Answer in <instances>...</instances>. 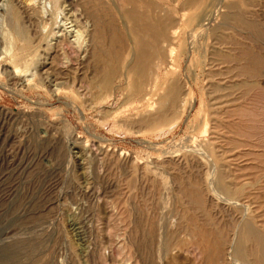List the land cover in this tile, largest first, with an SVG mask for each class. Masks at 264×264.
Instances as JSON below:
<instances>
[{
	"label": "rangeland",
	"instance_id": "374dc122",
	"mask_svg": "<svg viewBox=\"0 0 264 264\" xmlns=\"http://www.w3.org/2000/svg\"><path fill=\"white\" fill-rule=\"evenodd\" d=\"M65 1L0 0V264H256L249 237L241 261L229 246L245 221L264 238V71L216 80L202 49L218 15L183 10L185 0H149L154 14L164 9L180 21L167 33L172 47H156L163 58L154 50L147 60L126 56V77L92 89L80 59L92 27L75 25L77 6ZM250 1L242 8L255 9L264 28V0ZM73 29L82 46L62 43L52 53L58 35ZM140 72L142 92L131 80ZM245 79L255 85L231 89ZM176 82L178 103L167 111L157 99ZM213 84L226 87L221 99ZM220 174L222 185L209 186Z\"/></svg>",
	"mask_w": 264,
	"mask_h": 264
},
{
	"label": "bare ground",
	"instance_id": "6f19581e",
	"mask_svg": "<svg viewBox=\"0 0 264 264\" xmlns=\"http://www.w3.org/2000/svg\"><path fill=\"white\" fill-rule=\"evenodd\" d=\"M55 1V0H54ZM67 1V0H66ZM65 1V3H66ZM157 1V0H156ZM163 1V0H161ZM165 1V0H164ZM179 1V0H177ZM218 1V0H217ZM227 1V0H226ZM260 1V0H259ZM49 2V1H48ZM51 2V1H50ZM69 2V0H68ZM119 2V1H118ZM158 2V1H157ZM156 2V4H158ZM169 2V1H167ZM54 3V2H53ZM74 4L77 6V9L75 11H72L73 14L70 16L73 17L72 21L76 25L77 22H80V20L85 19L87 23H89L92 27V42L90 49L85 50V52L82 53V62L85 63L87 67H89V72L92 73L94 80L91 82H88V86H91L92 89L95 87L97 88H107L113 83V78L116 77H126V74L119 72L120 67L126 65V56L129 55H140L144 59L149 58L150 54L155 51L156 47L159 44H162L160 47H172V44L175 40L172 41L168 38L169 35L167 33L171 30L175 29V26H177V18L176 15L172 16L168 13H165L164 9H160L161 12H164L163 16L154 14L157 8L152 2L149 0H122L123 8H119L120 4L117 6L112 0H70V4ZM165 3V2H164ZM223 3V4H222ZM253 3V2H252ZM171 4V2H169ZM245 4L246 6L251 4L250 0H228L227 2H224L223 0H220L219 3L216 2V0H185L183 2V10H194L196 9L199 14H207V13H215V15H218L216 20L212 22H209L208 28L204 26L205 31V38L204 39V47L203 52L205 54L206 60L209 62L211 61L218 69L216 71L212 72V76L221 82V80L229 79L233 80V78L237 76H240V74H245L255 76L257 77L258 73H261V71H264V50L261 48L260 51H253L252 48H248L246 46L247 44H252L254 46H258L259 48L264 46V28L262 27V22L257 18V12L251 11L247 8H242L241 5ZM55 5V4H54ZM66 5V4H65ZM129 6L128 8L126 7ZM162 5V4H161ZM159 5V6H161ZM181 5V4H180ZM179 5V6H180ZM259 5V4H258ZM165 6V5H164ZM172 6V4H171ZM58 7V6H57ZM56 7V8H57ZM166 7V6H165ZM173 7V6H172ZM52 8V7H50ZM75 8V7H74ZM127 8V9H126ZM169 9V7H167ZM70 9V8H69ZM181 9V8H180ZM178 9V10H180ZM261 9V8H260ZM52 10V9H51ZM58 10V9H56ZM71 10V9H70ZM69 10V11H70ZM259 10V9H258ZM257 10V11H258ZM53 11V10H52ZM168 11V10H166ZM181 11V10H180ZM45 12V11H44ZM80 12V13H79ZM172 12V11H171ZM187 12V11H186ZM193 12V11H192ZM260 12V11H259ZM262 12V11H261ZM170 13V9H169ZM263 13V12H262ZM54 14V11L53 13ZM57 14V13H56ZM260 14V13H259ZM51 15V14H50ZM111 17V20L107 21L106 17ZM179 16V13L177 14ZM214 15V16H215ZM177 16V17H178ZM184 16V15H183ZM213 16V17H214ZM126 18L129 19V23H126ZM210 18V17H209ZM212 18V17H211ZM184 19V18H183ZM189 19V18H188ZM199 19V18H198ZM191 20V18H190ZM262 20V19H261ZM212 21V20H211ZM57 22V21H56ZM180 22V21H178ZM202 22V21H201ZM58 23V22H57ZM189 23V22H188ZM16 24V23H15ZM71 24V23H70ZM88 24V25H89ZM198 24V23H197ZM200 24V23H199ZM198 24V25H199ZM207 25V24H206ZM66 26V25H65ZM72 26V25H71ZM90 27V26H89ZM178 27V26H177ZM199 27V26H197ZM196 27V28H197ZM201 27V26H200ZM199 27V28H200ZM203 27V26H202ZM201 27V29H202ZM61 28V27H60ZM69 28V27H68ZM72 28V27H71ZM88 28V27H87ZM195 28V30H197ZM78 29V28H77ZM86 29V28H85ZM89 29V28H88ZM128 31H127V30ZM193 29V28H192ZM190 29L189 32L192 30ZM127 31V35H126ZM203 31V29H202ZM63 32V31H62ZM58 35V37L55 39L56 43L54 44L52 53H56L57 46L62 43H68L69 45L72 43H75L78 46L77 41L80 36V32L78 33V30H67L66 32ZM178 32V31H177ZM187 32V34L189 33ZM193 32L194 29H193ZM201 32V31H200ZM199 32V34H200ZM192 33V31H191ZM190 33V34H191ZM196 35H193L191 37L192 41L189 42L192 43L195 41L198 37V32H196ZM17 34V33H16ZM186 35V33H184ZM194 34V33H192ZM90 35V34H89ZM174 35V34H173ZM172 35V36H173ZM170 36V38L172 37ZM175 37V36H174ZM189 37V38H190ZM204 37V36H203ZM74 39L71 41V39ZM186 38V36H185ZM129 39V40H128ZM187 41V40H186ZM200 41V40H199ZM132 42H138L142 46V50L140 52H136V50L133 49ZM176 43V42H175ZM174 43V44H175ZM80 44V43H79ZM193 44V43H192ZM203 45V44H202ZM82 46V45H81ZM80 46V47H81ZM138 46V45H137ZM194 46V45H193ZM51 47V46H50ZM63 47V44L62 46ZM71 47V46H70ZM176 47V46H175ZM64 48V47H63ZM62 48V49H63ZM69 48V47H67ZM66 48V51H67ZM87 48V47H86ZM161 48V49H162ZM189 48V47H188ZM194 48V47H193ZM200 48V47H199ZM257 48V47H256ZM51 49V48H50ZM60 49V47H58ZM72 49V48H71ZM141 49V47L139 48ZM175 49V48H174ZM64 50V49H63ZM69 50V49H68ZM138 50V49H137ZM159 50V49H158ZM191 50V49H190ZM193 50V49H192ZM76 51V48H75ZM82 52L80 49L78 50ZM157 51V50H156ZM155 51V52H156ZM172 51V50H171ZM63 52V51H62ZM70 52V51H69ZM67 51V55L69 53ZM158 52V51H157ZM156 52V55H157ZM166 52V51H165ZM197 52V51H196ZM51 53V52H50ZM65 55V52H63ZM169 53V52H168ZM161 55L162 53L159 52ZM158 54V55H159ZM166 54V53H165ZM152 55V54H151ZM157 55V56H158ZM163 55V54H162ZM161 55V57H162ZM54 56V55H53ZM69 56V55H68ZM67 56V57H68ZM71 56V55H70ZM76 56V55H75ZM155 56V55H154ZM189 56V54H188ZM81 57V55H79ZM153 57V56H152ZM164 57V56H163ZM162 57V58H163ZM63 58V57H62ZM137 57H135L136 59ZM53 59V57L51 58ZM55 59V57H54ZM138 59V58H137ZM204 59V58H202ZM69 60V59H68ZM160 60V57H159ZM165 60V59H164ZM191 60V59H190ZM136 61V60H135ZM139 61V60H138ZM150 61V60H149ZM157 61V60H156ZM155 61V62H156ZM198 61V60H197ZM62 62V61H61ZM78 62V61H77ZM133 62V61H132ZM147 62V61H146ZM206 62V61H205ZM68 63V62H67ZM134 63V62H133ZM136 63V62H135ZM211 63V64H212ZM156 64V63H155ZM148 65V64H147ZM207 65V64H206ZM210 65V64H209ZM83 66V65H82ZM155 66V65H154ZM153 66V67H154ZM191 66V65H190ZM84 67V66H83ZM82 67V68H83ZM86 67V68H87ZM59 68V67H57ZM77 68V67H76ZM211 68V67H210ZM148 69V68H147ZM156 69V68H154ZM195 69V68H194ZM71 70V69H70ZM133 70V69H132ZM123 71V70H122ZM144 71V70H143ZM146 71V70H145ZM151 71V70H150ZM193 71V70H192ZM154 72V71H152ZM195 72V71H194ZM64 73V72H63ZM118 73V75H117ZM141 73V74H140ZM137 74V76L134 78L131 76V80L135 83L134 87L135 89L142 88L143 80L146 77V73L140 72ZM60 74V71H59ZM73 74V73H72ZM140 74V75H139ZM209 74V71H208ZM67 75V74H66ZM69 75V74H68ZM87 75V74H86ZM139 75V76H138ZM261 75V74H260ZM259 75V76H260ZM264 75V73H263ZM258 76V77H259ZM204 77V76H203ZM208 77V75H207ZM212 77V79H213ZM71 78V77H70ZM81 79V78H80ZM79 80V79H78ZM117 81V80H116ZM125 81V80H124ZM122 81V82H124ZM145 81V80H144ZM227 81V80H226ZM236 81V80H235ZM78 82V81H77ZM151 82V81H150ZM179 82V81H178ZM223 82V81H222ZM228 82V81H227ZM82 83V82H81ZM118 83V82H117ZM134 83H132L134 85ZM229 83V82H228ZM119 84V83H118ZM148 84V83H147ZM208 84V83H207ZM246 84H252L255 85L251 80L245 79L242 82L234 83L231 82V89L233 91H236L239 89L240 86L246 85ZM126 85V84H125ZM150 85V84H149ZM155 85V84H154ZM148 86V85H147ZM159 86V85H158ZM157 86V87H158ZM163 86V84H162ZM116 87V86H115ZM144 87H146L144 85ZM156 87V86H155ZM154 87V88H155ZM156 87V88H157ZM211 87V94H220L218 96L219 99H221L222 92L225 90V86H221L216 84H213ZM155 88V89H156ZM162 88V87H161ZM228 88V87H227ZM142 92V89H140ZM165 90V89H164ZM161 91V90H160ZM180 86L176 82L171 86L166 87V98H159L157 101L159 104H162L164 107H166L167 111H173L175 106L178 103V96H179ZM241 91V90H240ZM247 91V90H246ZM136 92V91H135ZM148 92V91H146ZM145 92V93H146ZM226 92V91H225ZM137 93V92H136ZM232 93V92H231ZM235 93V92H234ZM238 93V92H237ZM242 93V92H241ZM253 93V92H252ZM144 94V92L142 93ZM152 94V93H151ZM161 94V93H160ZM246 94V93H245ZM254 94V93H253ZM252 94V95H253ZM135 94H133L134 96ZM255 95V94H254ZM142 96V95H141ZM230 96V95H229ZM147 97V96H146ZM238 97V96H237ZM246 97V96H245ZM235 98V97H234ZM152 99V98H151ZM156 99V98H155ZM233 99V98H232ZM231 99V100H232ZM243 99V98H242ZM149 100V99H148ZM184 100V99H183ZM140 101V100H139ZM150 101V100H149ZM148 101V103H149ZM152 101V100H151ZM247 101V100H246ZM141 102V101H140ZM224 102V101H222ZM184 103V101L182 102ZM152 104V103H151ZM158 105V104H157ZM153 106V105H152ZM227 107V105H226ZM236 107V106H235ZM163 111V110H162ZM159 114V112L157 113ZM171 114V112H170ZM219 114V113H218ZM168 115V114H167ZM166 115V116H167ZM224 115V114H223ZM160 116V115H159ZM153 120V119H152ZM142 121V120H141ZM223 121V120H222ZM150 122V121H149ZM221 122V121H220ZM142 123V122H141ZM236 123V122H235ZM147 124V123H146ZM220 125V124H219ZM222 126V125H221ZM230 126V123H229ZM224 127V126H223ZM243 127V126H242ZM227 130V128H226ZM229 130V129H228ZM236 131V130H235ZM234 132V131H233ZM237 132V131H236ZM196 144V142H195ZM194 145V143H193ZM197 145V144H196ZM248 145V144H247ZM192 146V145H191ZM198 147V146H197ZM245 147V146H244ZM200 148V146H199ZM198 149V148H197ZM196 149V151H197ZM200 150V149H199ZM195 152V150H193ZM203 151V150H202ZM204 152V151H203ZM197 153V152H196ZM198 154V153H197ZM201 154V153H200ZM243 154V153H242ZM199 155V154H198ZM207 155V154H206ZM200 156V155H199ZM202 156V155H201ZM200 156V157H201ZM203 156H205L203 154ZM208 156V155H207ZM206 156V157H207ZM242 156V155H241ZM210 157V156H209ZM244 157V155H243ZM204 159V158H203ZM207 159V158H206ZM210 159V158H209ZM210 162V160H209ZM196 163V162H195ZM199 163V162H198ZM212 162L210 163V165ZM251 164V163H250ZM204 165V164H203ZM209 165V164H208ZM214 165V163H213ZM231 165V164H230ZM233 165V164H232ZM247 165V164H246ZM222 166V164L220 165ZM244 166V165H243ZM206 167V166H205ZM211 167V166H210ZM237 167V166H235ZM252 166H250L251 168ZM215 169V167L213 166ZM238 168V167H237ZM213 169V170H214ZM210 170V169H209ZM224 170V169H223ZM212 171V170H211ZM239 171V170H238ZM214 172V171H213ZM225 172V171H224ZM252 172V171H251ZM212 173V172H211ZM215 173V172H214ZM249 174V172H248ZM212 175V174H211ZM227 175V174H226ZM251 175V174H250ZM194 176V175H193ZM208 176V175H207ZM210 176V175H209ZM208 176V177H209ZM214 176V175H213ZM211 176V177H213ZM242 177V175H240ZM206 177V176H205ZM226 177V176H225ZM228 177V176H227ZM193 178V177H192ZM196 178V177H195ZM223 174H220L216 178L214 177L210 182H208V178L206 179L209 183V186L212 184H219L217 183L219 179H223ZM240 178V177H239ZM203 179V178H202ZM248 179V178H247ZM245 179V180H247ZM182 180V178H181ZM228 182V181H226ZM225 182V183H226ZM230 183V182H228ZM227 183V184H228ZM185 184V183H184ZM224 184V183H223ZM251 184V183H250ZM202 185V184H201ZM220 185H222L220 183ZM256 185V184H255ZM228 186L230 184L222 187V191L226 194L228 193ZM185 187V186H184ZM213 187V186H212ZM220 187V186H219ZM254 187V186H253ZM181 188V187H180ZM186 188V187H185ZM209 188V187H208ZM218 188V187H217ZM219 189V188H218ZM219 189V190H221ZM245 189V188H244ZM212 189L210 188V191ZM214 190V189H213ZM259 190V189H258ZM185 191V190H184ZM215 191V190H214ZM230 192V191H229ZM192 193V192H191ZM215 193V192H214ZM248 193V192H247ZM194 194V193H193ZM205 195V194H204ZM215 195V194H213ZM218 195V194H217ZM228 195V194H227ZM232 195V194H231ZM254 195V193H253ZM260 195V194H259ZM223 196V195H222ZM229 196V195H228ZM245 196V195H244ZM262 196V195H261ZM227 197V196H226ZM226 197L224 199H226ZM258 197V196H257ZM263 197V196H262ZM260 197V198H262ZM244 199V198H243ZM264 199V197H263ZM228 197V201H229ZM232 200L233 196H232ZM251 200V199H250ZM256 200V199H255ZM201 201V200H200ZM231 202V200H230ZM235 202V201H233ZM252 202V201H251ZM264 202V201H263ZM232 203V202H231ZM180 204V203H179ZM236 204V202H235ZM202 206V204H201ZM205 207V206H204ZM189 208V207H188ZM206 208V207H205ZM247 209V208H246ZM243 210V209H242ZM189 212V211H188ZM191 212V211H190ZM263 212V210H262ZM221 213V212H220ZM190 214V213H188ZM187 214V215H188ZM197 214V213H196ZM195 214V215H196ZM239 214V213H238ZM184 215V214H183ZM197 217V216H196ZM257 217V216H256ZM195 219V218H194ZM196 220V219H195ZM179 221V220H178ZM196 222V221H193ZM221 223V222H220ZM197 225H200V222H196ZM202 224V223H201ZM189 225V224H187ZM186 225V228L188 227ZM220 225V224H219ZM241 225V224H240ZM183 226V225H182ZM185 226V224H184ZM207 226V225H206ZM212 226V225H211ZM237 226V225H236ZM181 227V226H180ZM197 227V226H196ZM202 227V225L200 226ZM219 227V226H218ZM185 228V229H186ZM193 228V227H191ZM189 228V229H191ZM205 228V227H204ZM241 232L240 237L236 240L234 237L235 243L231 244L229 248H231L233 255L236 256V259L240 260L239 258L243 259L246 255L243 249V237L247 236L251 239L253 244V249L249 252V256L253 255L256 264H264V238L263 235H261L260 231L259 233L252 229L251 223L245 221L242 226L240 227ZM256 227H254L255 229ZM178 229V228H177ZM188 229V228H187ZM186 229V230H187ZM203 229V228H201ZM208 229V227L206 228ZM205 229V230H206ZM215 229V228H214ZM258 229V228H257ZM194 230V229H193ZM200 230V229H199ZM238 230V229H237ZM239 230V231H240ZM182 231V228H181ZM197 231V230H196ZM183 232V231H182ZM187 232V231H186ZM192 232V230H191ZM195 232V231H194ZM198 232V231H197ZM212 232V230H211ZM217 232V231H216ZM236 232V230L234 231ZM233 232V233H234ZM180 233V232H179ZM199 233V232H198ZM206 233V232H205ZM213 233V232H212ZM220 233V232H219ZM263 233V232H262ZM153 234V233H152ZM166 234V233H165ZM190 234V233H189ZM195 234V233H193ZM202 234V233H201ZM235 234V233H234ZM237 234V232H236ZM197 235V234H196ZM205 235V234H204ZM211 235V234H210ZM218 235V234H217ZM151 236V235H150ZM229 236V235H228ZM231 236V235H230ZM234 236V235H233ZM199 237V236H198ZM206 237V236H205ZM214 237V235L212 236ZM151 238V237H150ZM211 238V237H210ZM216 238V237H215ZM153 239V238H151ZM180 239V238H179ZM223 239V238H222ZM228 239V238H227ZM200 242H203L200 238ZM224 241V240H223ZM222 241V242H223ZM229 241V240H228ZM232 241V240H231ZM153 242V240H152ZM179 242V241H178ZM227 243V242H226ZM144 244V243H143ZM209 244V243H208ZM214 244V243H213ZM216 244V243H215ZM202 245V244H201ZM226 246V245H225ZM212 247V246H211ZM144 248V247H143ZM202 248V247H201ZM213 248V247H212ZM208 249V248H207ZM217 249V248H216ZM226 249V247H225ZM147 250V249H146ZM205 250V249H204ZM210 250V249H209ZM218 250V249H217ZM229 250V249H227ZM145 251V250H144ZM220 251V250H219ZM205 252V251H204ZM215 252V250H214ZM217 253V252H216ZM228 253V252H225ZM207 254V253H206ZM222 255V251L220 253ZM224 254V253H223ZM230 254V253H229ZM209 255V254H208ZM207 255V258H208ZM215 255V254H214ZM216 256V255H215ZM219 256V255H218ZM211 257V256H210ZM233 257V256H231ZM238 257V258H237ZM206 258V257H205ZM227 258V257H226ZM229 258V256H228ZM231 259V258H230ZM252 259V258H251ZM250 259V260H251ZM148 260V259H147ZM207 260V259H206ZM211 260V259H209ZM215 260V259H214ZM220 260V258H219ZM226 260V259H225ZM241 261V260H240ZM145 262V261H144ZM227 262V261H226ZM236 262V261H235ZM239 262V261H238ZM244 262V261H243ZM147 264V261L145 262ZM149 263V262H148ZM228 263V262H227ZM234 263V262H233ZM246 261L244 262V264ZM152 264V263H151ZM215 264V263H214ZM240 264V263H238Z\"/></svg>",
	"mask_w": 264,
	"mask_h": 264
}]
</instances>
